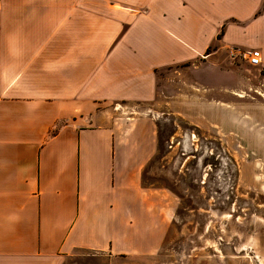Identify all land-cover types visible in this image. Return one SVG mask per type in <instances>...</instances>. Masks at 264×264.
I'll return each mask as SVG.
<instances>
[{
    "label": "crops",
    "instance_id": "obj_1",
    "mask_svg": "<svg viewBox=\"0 0 264 264\" xmlns=\"http://www.w3.org/2000/svg\"><path fill=\"white\" fill-rule=\"evenodd\" d=\"M214 40L260 49L264 84V0H0V264L141 250L154 147L107 107L151 101L156 69Z\"/></svg>",
    "mask_w": 264,
    "mask_h": 264
},
{
    "label": "rangeland",
    "instance_id": "obj_2",
    "mask_svg": "<svg viewBox=\"0 0 264 264\" xmlns=\"http://www.w3.org/2000/svg\"><path fill=\"white\" fill-rule=\"evenodd\" d=\"M245 26L236 38L255 37ZM208 51L156 69L151 101L107 107L124 134L139 127L154 147L142 185L158 232L134 253L78 249L40 264H264L261 71L217 40Z\"/></svg>",
    "mask_w": 264,
    "mask_h": 264
},
{
    "label": "built area",
    "instance_id": "obj_3",
    "mask_svg": "<svg viewBox=\"0 0 264 264\" xmlns=\"http://www.w3.org/2000/svg\"><path fill=\"white\" fill-rule=\"evenodd\" d=\"M243 56L251 66H259L262 64V53L258 48L249 49Z\"/></svg>",
    "mask_w": 264,
    "mask_h": 264
},
{
    "label": "trees",
    "instance_id": "obj_4",
    "mask_svg": "<svg viewBox=\"0 0 264 264\" xmlns=\"http://www.w3.org/2000/svg\"><path fill=\"white\" fill-rule=\"evenodd\" d=\"M223 32H224V26H223L221 32L218 34V39H220L222 37ZM208 50H209V48H208Z\"/></svg>",
    "mask_w": 264,
    "mask_h": 264
}]
</instances>
